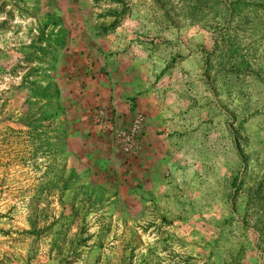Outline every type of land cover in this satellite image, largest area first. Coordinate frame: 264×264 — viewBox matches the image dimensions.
<instances>
[{
    "label": "rangeland",
    "instance_id": "obj_1",
    "mask_svg": "<svg viewBox=\"0 0 264 264\" xmlns=\"http://www.w3.org/2000/svg\"><path fill=\"white\" fill-rule=\"evenodd\" d=\"M0 264H264V0H0Z\"/></svg>",
    "mask_w": 264,
    "mask_h": 264
}]
</instances>
